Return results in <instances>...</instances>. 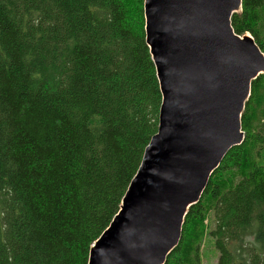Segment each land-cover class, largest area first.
Returning <instances> with one entry per match:
<instances>
[{"label":"trees","instance_id":"16d2710c","mask_svg":"<svg viewBox=\"0 0 264 264\" xmlns=\"http://www.w3.org/2000/svg\"><path fill=\"white\" fill-rule=\"evenodd\" d=\"M145 0H0V264H87L117 215L162 96ZM264 55V0L230 18ZM164 264H264V74Z\"/></svg>","mask_w":264,"mask_h":264},{"label":"water","instance_id":"95a60500","mask_svg":"<svg viewBox=\"0 0 264 264\" xmlns=\"http://www.w3.org/2000/svg\"><path fill=\"white\" fill-rule=\"evenodd\" d=\"M241 0H145V40L162 101L158 130L87 264H164L183 218L226 153L264 55L230 18Z\"/></svg>","mask_w":264,"mask_h":264},{"label":"rangeland","instance_id":"374dc122","mask_svg":"<svg viewBox=\"0 0 264 264\" xmlns=\"http://www.w3.org/2000/svg\"><path fill=\"white\" fill-rule=\"evenodd\" d=\"M246 35H249V34H246ZM200 256H201L200 264H216L215 249L213 248V246H211V249H210L207 245V242H205L204 247L201 248Z\"/></svg>","mask_w":264,"mask_h":264}]
</instances>
